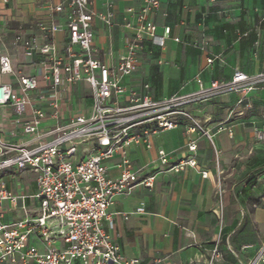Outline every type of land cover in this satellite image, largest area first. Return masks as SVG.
<instances>
[{"label":"built area","instance_id":"built-area-1","mask_svg":"<svg viewBox=\"0 0 264 264\" xmlns=\"http://www.w3.org/2000/svg\"><path fill=\"white\" fill-rule=\"evenodd\" d=\"M102 1L104 8L97 10L94 0H58L51 6L50 21L40 19L30 28L14 30L13 43L36 62L35 74L17 72L11 55H0V74L16 77L14 83L0 82V264H142L140 258L124 255L105 228V222L114 228L109 210L114 197L138 186L153 188L159 172L196 167L197 144L192 140V154L176 161L159 150L154 172L143 177L128 149L149 146L153 135L177 127L183 117L192 122L189 130H201V120L185 107L264 87V71L236 70L230 80L205 83L197 78L196 90L160 98L128 89L121 80L139 67L144 42L163 48L172 38L168 28L158 32L153 18L166 11L161 0L126 8L135 19L125 24L132 27L126 52L115 58L110 48L104 58L94 44L92 24L98 18L113 25L116 11L115 0ZM60 31L65 32L61 46L56 41ZM80 85L84 88L77 96ZM12 128H20L18 139H9L17 135ZM257 138L263 140L264 133ZM116 153L121 160L116 164L119 175L113 177L109 161ZM24 172L36 184L34 193L15 191L6 178ZM16 209L21 215L7 220ZM136 211L144 213L145 207ZM215 213L220 218L221 212ZM218 256L216 245L210 264ZM246 264H264V245Z\"/></svg>","mask_w":264,"mask_h":264},{"label":"crops","instance_id":"crops-1","mask_svg":"<svg viewBox=\"0 0 264 264\" xmlns=\"http://www.w3.org/2000/svg\"><path fill=\"white\" fill-rule=\"evenodd\" d=\"M161 1L166 15L158 12L153 16L159 33L166 29L160 18L168 16L170 3V0ZM143 2L115 0L116 17L111 26L94 19V44L104 58L108 57L110 48L115 58L126 52L132 27L125 24L135 19L125 10L138 8ZM17 3L18 0H0V55L10 54L17 72L33 75L37 71L36 62L13 43L16 28L32 26H26V21L20 22L13 15ZM173 5L174 20L168 28L172 38L163 48L146 40L139 67L132 75L122 78V85L160 98L196 90L197 78L208 83L214 79L230 80L236 70L248 74L264 71V0H174ZM94 7L102 10L103 1L94 0ZM52 17V14L49 18L37 14L35 21H50ZM15 21H19L18 25L13 24ZM64 37V31L56 34L60 46ZM208 58L213 62L209 63ZM10 81L14 83L16 77L0 74V82ZM172 81L179 84L178 89L172 94L160 93L163 84ZM82 88L80 85L77 96ZM257 97L261 98L264 111V87L247 94L232 92L185 107L193 118L201 120V130H189L192 122L183 117L177 127L153 135L149 146L141 144L128 149L133 166L142 168L139 176L143 177L154 172L159 150H165L176 161L192 154L188 146L194 140L197 166L180 172H159L153 188L138 186L129 194L114 197L109 208L114 213V228L108 222L105 228L124 255L138 257L142 264H210L212 249L218 245L220 256L212 264H246L264 245V184L249 190L244 182L254 171H259L264 180V154L255 156L251 149L258 132L264 133V122L245 115L251 106L247 103ZM239 111L244 114L237 115ZM12 129L17 135H9V139H18L20 128ZM202 130L208 131L212 138ZM120 160L121 154L116 153L109 161L113 177L119 175L116 164ZM6 178L15 191L31 194L36 190L28 172ZM257 190L262 198L250 211L249 203ZM219 192L221 201H218ZM27 203L32 204V200L28 199ZM140 205L145 207L144 213L136 211ZM215 210L222 213L220 218ZM123 214H128V218ZM20 215L21 211L16 209L6 219ZM35 242L41 247L38 240Z\"/></svg>","mask_w":264,"mask_h":264},{"label":"rangeland","instance_id":"rangeland-1","mask_svg":"<svg viewBox=\"0 0 264 264\" xmlns=\"http://www.w3.org/2000/svg\"><path fill=\"white\" fill-rule=\"evenodd\" d=\"M54 3L53 0H18L17 6L14 9L13 15L18 19L20 22H25L26 21V26H31V24L34 23L36 20V15L38 14L39 16H44L45 18H49L51 16V6ZM174 0H170V3L168 4V16L164 18H160V23L165 26V28H169L170 22L174 20L173 15L175 13V8H174ZM19 21H15L13 24L18 25ZM171 29H170V34H171ZM179 87V84L176 82L172 81L171 83L165 82L160 89V93L163 94H172L174 91H176ZM238 93H243V92H238ZM257 100L250 101L247 104H250L251 106L245 110V115L249 119H254V120H260L261 122H264V111L262 108L261 104V98L257 97ZM243 105L245 106L246 103L244 102ZM91 107V103L89 104ZM236 115L235 113L233 114V118H235ZM253 149V155H258V154H264V140H260L257 138V141L253 144L251 147ZM264 158V155H263ZM232 178V175H231ZM245 183L249 186V190H253L254 186H259L262 187L264 184V180H261L260 178V172L259 171H254L252 172L248 178L244 180ZM261 194L260 190H257L255 195H253L252 200H250L249 207L250 211L255 207V204L260 203L262 197H258ZM218 201H221V192L218 193ZM222 215V213H221Z\"/></svg>","mask_w":264,"mask_h":264}]
</instances>
